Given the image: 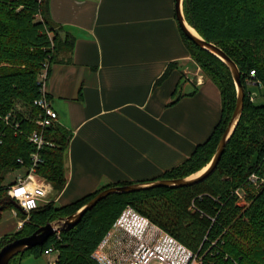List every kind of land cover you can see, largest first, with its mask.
Instances as JSON below:
<instances>
[{
  "label": "trees",
  "instance_id": "1",
  "mask_svg": "<svg viewBox=\"0 0 264 264\" xmlns=\"http://www.w3.org/2000/svg\"><path fill=\"white\" fill-rule=\"evenodd\" d=\"M183 11L202 37L238 64L246 91L243 114L217 169L189 186L109 195L87 211L77 226L54 234L43 246L14 256L9 264H21L27 252L42 255L50 247L58 250L56 264H103L94 253L128 208L199 252L203 264H233L232 259L239 264H264V183L256 186L249 182L252 173L264 176V103L258 102L264 98V0H183ZM184 37L191 56L221 90L222 117L211 137L187 160L156 179L183 178L205 168L237 104V87L228 65L185 33ZM73 43L74 37L53 20L50 0H0V221L4 212L13 208L25 219L20 231L0 240V249L76 212L106 188L133 184H107L70 204L58 206L50 201L29 213L7 194L4 183L8 174L21 169L26 173L36 151L29 135L39 128L36 118L41 109L35 104L41 95L39 75L45 63L50 73L52 64ZM252 70L255 85L249 82ZM254 88L259 98L252 102L249 92ZM10 111L18 114V127L16 121L5 120ZM46 138L55 145L40 150L42 162L37 173L60 191L67 182L64 155L69 134L54 123ZM238 188L247 192V203L239 202Z\"/></svg>",
  "mask_w": 264,
  "mask_h": 264
},
{
  "label": "crops",
  "instance_id": "2",
  "mask_svg": "<svg viewBox=\"0 0 264 264\" xmlns=\"http://www.w3.org/2000/svg\"><path fill=\"white\" fill-rule=\"evenodd\" d=\"M50 10L74 37L47 82L59 114L55 124L69 134L67 182L60 191L51 183L56 205L107 184L154 180L211 137L222 117V94L212 79L200 83L188 75L193 58L177 0H50ZM11 212L0 221V240L23 228L25 219ZM128 222L121 220L105 240L130 229ZM139 222L146 231L130 255L148 243L187 260V247L146 218Z\"/></svg>",
  "mask_w": 264,
  "mask_h": 264
},
{
  "label": "built area",
  "instance_id": "3",
  "mask_svg": "<svg viewBox=\"0 0 264 264\" xmlns=\"http://www.w3.org/2000/svg\"><path fill=\"white\" fill-rule=\"evenodd\" d=\"M200 68L195 73L197 76V81L203 83L204 77L200 75ZM190 72V71H189ZM49 77V64L45 63L44 68L39 75V84L41 95L35 100V104L40 107L41 111L36 118V124L39 126L38 129L34 130L30 135V141L36 146V151L31 156V164L28 171L25 174L19 175L12 181L6 180L4 183L7 188L8 196L15 200L18 207L25 212H31L37 209L40 205L50 202V192L52 191L51 183L45 178L40 177L37 173V168L42 162L40 155V150H42L46 145L54 146L53 141L47 140L46 131L59 119V114L55 110L53 103L51 101L50 95L47 91V82ZM251 77L249 82L253 85L257 84L255 79L256 73L254 70L251 71ZM249 97L252 102H255L259 98V93L256 90L249 92ZM18 114L15 111H10L6 116L5 120L7 122L16 121V126H19V122L16 120ZM22 165L25 164L24 159H19ZM249 182L256 186H260L264 183V176L258 173H252L249 177ZM239 197L240 203H247L246 195L247 192L243 188H238L235 192ZM15 215H18L19 210L17 208L13 209ZM97 252V251H96ZM52 253H57L58 250L55 247H50L45 250V255H51ZM188 258L186 261L181 262L169 258L154 244L143 243L138 248L137 252L128 261H124L118 264H203L201 262V256L199 252H194L188 249ZM103 255V254H102ZM102 257V256H100ZM99 257V259H101ZM58 258V255H57ZM57 258L51 264H56ZM230 258L227 254L226 259ZM233 260V264H239L237 260ZM109 264H115L114 262H109Z\"/></svg>",
  "mask_w": 264,
  "mask_h": 264
},
{
  "label": "water",
  "instance_id": "4",
  "mask_svg": "<svg viewBox=\"0 0 264 264\" xmlns=\"http://www.w3.org/2000/svg\"><path fill=\"white\" fill-rule=\"evenodd\" d=\"M177 15L184 33L193 42H195L200 47L211 51L228 65L237 87L236 108L233 112L231 121L229 122V125L226 128L217 146L216 153L214 154L211 162L205 168L199 171V172L203 171L200 174H198L199 172H197L195 174L183 178H176V179L163 178V179L150 180L147 182H137L127 185H116L106 188L101 192H99L94 198H92L89 202L83 205L76 212L66 217H62L56 221L48 222L47 224L39 227L32 234L21 238H17L9 242L8 244L4 245L0 249V264H9L14 256L18 254H23L28 249L43 246L54 234H57L62 230H71L81 222L87 211L91 210L101 200L105 199L109 195L116 193H131L141 190H149L161 186H171V187L189 186L205 180L217 169L220 160L225 152L227 143L232 137L244 111L246 91L241 78V70L238 64L221 47H219L213 42L207 41L204 37H202L198 33V31L197 33H194L190 30V28L188 27V25L190 24L187 22L183 11V0H177Z\"/></svg>",
  "mask_w": 264,
  "mask_h": 264
},
{
  "label": "rangeland",
  "instance_id": "5",
  "mask_svg": "<svg viewBox=\"0 0 264 264\" xmlns=\"http://www.w3.org/2000/svg\"><path fill=\"white\" fill-rule=\"evenodd\" d=\"M193 58V57H192ZM190 74L188 75L192 78H196L195 73L200 68V75H202L205 80L206 77L210 78L203 70L201 65L193 58L192 65H190ZM211 79V78H210ZM253 90L258 91L257 88ZM258 100V99H257ZM256 100V101H257ZM259 103H264V98L258 101ZM25 169L16 170L8 174L7 180L12 181L19 175L25 174ZM11 209H8L4 212V216L11 215ZM127 218L128 223L131 225V228L119 234L117 231H113L110 237L107 240H104V245H100L97 254H100L103 258V264H109V262H114L115 264L122 263L124 258H132L133 256L129 254V249H137L135 241L140 242V238L143 236L145 229L142 228V224L139 220H142V217L135 210L125 211L121 220ZM121 220L115 225L114 229L118 228ZM103 254V255H102ZM57 253H52L51 255H36L33 252H27L21 259V264H51L57 258ZM111 260V261H110ZM128 261V260H127ZM156 264V263H155Z\"/></svg>",
  "mask_w": 264,
  "mask_h": 264
},
{
  "label": "bare ground",
  "instance_id": "6",
  "mask_svg": "<svg viewBox=\"0 0 264 264\" xmlns=\"http://www.w3.org/2000/svg\"><path fill=\"white\" fill-rule=\"evenodd\" d=\"M188 27L190 28V30H191L192 32L197 33V30H196L194 27H192V26H190V25H188ZM202 172H203V171H202ZM202 172H199L198 174H200V173H202Z\"/></svg>",
  "mask_w": 264,
  "mask_h": 264
}]
</instances>
